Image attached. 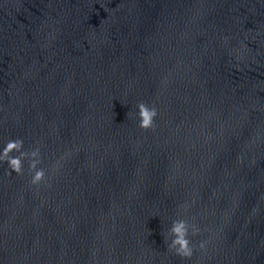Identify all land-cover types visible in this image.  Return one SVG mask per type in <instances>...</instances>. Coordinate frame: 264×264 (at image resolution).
Returning a JSON list of instances; mask_svg holds the SVG:
<instances>
[{"label":"water","instance_id":"1","mask_svg":"<svg viewBox=\"0 0 264 264\" xmlns=\"http://www.w3.org/2000/svg\"><path fill=\"white\" fill-rule=\"evenodd\" d=\"M16 138L46 180L0 163V264H264V0H0Z\"/></svg>","mask_w":264,"mask_h":264},{"label":"clouds","instance_id":"2","mask_svg":"<svg viewBox=\"0 0 264 264\" xmlns=\"http://www.w3.org/2000/svg\"><path fill=\"white\" fill-rule=\"evenodd\" d=\"M139 127L142 130H149L155 127L154 120L158 115L156 107L149 106L144 102L137 104ZM18 153V155H12ZM28 160V172L31 173L30 183L34 186H39L41 182L46 180V171L43 167H38L43 163L41 158L40 147H35L30 151L24 150V141L22 138L9 139L2 152H0V163H6L8 168L17 175L24 174V161ZM63 159V157L61 158ZM59 162L54 167L58 168ZM186 207V206H182ZM195 236L199 233V228L194 224H190L185 219H176L172 222V226L169 229L171 242L167 244V248L170 252H174L175 255L182 259H190L193 256L194 246L191 240L188 238L190 234ZM199 248L203 250L205 248V242L199 244Z\"/></svg>","mask_w":264,"mask_h":264}]
</instances>
